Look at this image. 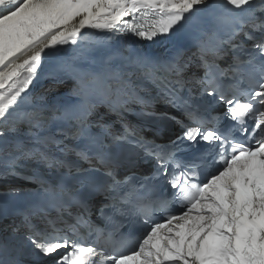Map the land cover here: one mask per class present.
Instances as JSON below:
<instances>
[{
  "label": "snow or ice",
  "instance_id": "6c2138e0",
  "mask_svg": "<svg viewBox=\"0 0 264 264\" xmlns=\"http://www.w3.org/2000/svg\"><path fill=\"white\" fill-rule=\"evenodd\" d=\"M85 29L147 41L184 30L195 51L164 59L101 42L92 66L76 72L75 104L21 110L44 57L78 48ZM228 54L221 69L216 61ZM196 56L203 75L188 77ZM148 84L184 113L168 143L123 121L130 105H151L141 95ZM104 99L122 132L91 119ZM0 122V138L11 135L0 148L5 174L33 185L11 211L0 264H264V0H0ZM182 145L196 151L180 156ZM146 157L152 175L127 174ZM31 162L54 177L16 171ZM204 163L214 170L201 180ZM94 197L116 227L88 223ZM71 205L82 211L73 216Z\"/></svg>",
  "mask_w": 264,
  "mask_h": 264
},
{
  "label": "bare ground",
  "instance_id": "6f19581e",
  "mask_svg": "<svg viewBox=\"0 0 264 264\" xmlns=\"http://www.w3.org/2000/svg\"><path fill=\"white\" fill-rule=\"evenodd\" d=\"M84 32L85 37H100L102 34H107L102 31L90 29H85ZM96 45L84 40L78 48L67 46L61 53L55 56H45L43 65L39 70V74L35 77L33 84L30 86L27 97L39 103L59 101L61 99L59 97L60 92H64L62 89L69 90L71 86L68 83L69 80L65 78L64 73L59 72L57 69H61L62 65L66 64L67 66L65 68H70L71 73H75L81 69L80 67L91 65L89 61L96 58L93 54ZM57 61L58 64L55 63ZM56 84L64 86L61 88V91H52ZM9 123H11V120H9ZM3 127H5L4 123L0 122V128ZM8 140H11V135L7 138H0V148H3Z\"/></svg>",
  "mask_w": 264,
  "mask_h": 264
}]
</instances>
